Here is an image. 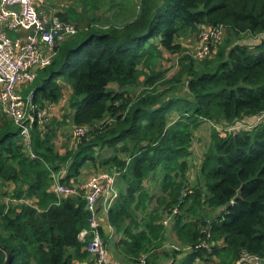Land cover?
<instances>
[{
    "label": "trees",
    "instance_id": "16d2710c",
    "mask_svg": "<svg viewBox=\"0 0 264 264\" xmlns=\"http://www.w3.org/2000/svg\"><path fill=\"white\" fill-rule=\"evenodd\" d=\"M133 8L134 19L123 26L90 20L78 28L22 93L46 109L64 97L60 81L69 84L74 112L68 118L75 128L93 127L88 137L76 136L61 152V119L37 121L32 158L0 104V198L10 182V199L25 200L0 204V264L5 250L8 264H94L89 237H79L89 228L87 191L60 199L53 191V174L66 169L60 181L72 185L87 163L119 173L108 222L121 236L115 243L125 257L120 261L140 263L147 255L143 264H157L167 216L177 243L189 247L181 264H256L244 256L264 258V0H134ZM203 28L219 38H210V53L200 58L180 40ZM248 36L259 40L249 44ZM165 52L179 55L172 75L158 68ZM131 86L143 89L131 96ZM180 88L186 93L174 94ZM205 120L214 124L211 142L192 184L193 136ZM178 253L174 248L167 255Z\"/></svg>",
    "mask_w": 264,
    "mask_h": 264
},
{
    "label": "built area",
    "instance_id": "2783aa9c",
    "mask_svg": "<svg viewBox=\"0 0 264 264\" xmlns=\"http://www.w3.org/2000/svg\"><path fill=\"white\" fill-rule=\"evenodd\" d=\"M36 0H0V104L5 115L20 129L22 140L28 146L32 158L36 157L31 147V126L37 121H48V109L40 107L32 100V94L23 96L22 86L33 83L38 70L49 66L56 54L57 48L64 41L75 35L78 29L60 22L57 13L39 11ZM61 23V24H60ZM17 32L14 37L10 32ZM203 42L197 48L198 57L210 53V38L218 39L219 34L209 29L202 33ZM97 125H95L96 127ZM93 129L91 126H77L75 136L88 137ZM119 173L101 172L92 175L82 186L67 185L60 181V174H53L55 184L53 191L58 198L78 194L86 190L87 208L90 211L89 228L83 229L81 239L89 237L87 250L94 257V264H143L147 255H143L140 263H124L114 260L110 252L109 239L114 235V228L108 234V240L103 236L101 214L108 215L110 207L119 196L116 179ZM23 202L15 198L7 202ZM165 220V224L167 225ZM189 250V247H187ZM250 257L256 264H262L264 258L253 255Z\"/></svg>",
    "mask_w": 264,
    "mask_h": 264
},
{
    "label": "rangeland",
    "instance_id": "374dc122",
    "mask_svg": "<svg viewBox=\"0 0 264 264\" xmlns=\"http://www.w3.org/2000/svg\"><path fill=\"white\" fill-rule=\"evenodd\" d=\"M39 2L37 4L38 10L43 11L46 13L50 12H56L63 13L60 17V22L74 25L77 29L82 28L86 26L89 22H83V23H76L73 22L77 18V20H91L92 22H95L100 25H106V24H115L117 26H123L126 22H129L134 19L135 17V10L133 8L134 0H36ZM139 2V0H135ZM40 7V9H39ZM48 11V12H47ZM86 17V18H85ZM61 24V23H60ZM80 30L77 31L79 33ZM204 32V28L199 33H190L186 37H183L180 41L182 42L183 46H185L188 50V53L195 55L197 48L201 43L203 42V36L202 33ZM11 33L18 34L17 32L13 31L10 32L9 35H12ZM77 33L73 36H76ZM72 36V37H73ZM226 36V35H225ZM71 38V37H70ZM68 40V39H67ZM259 38L248 36L245 39V42L249 44H253L255 42H258ZM178 58L179 55L169 54L167 52L164 53V57L161 58L158 68L160 69H168L167 75H172L176 69H178ZM143 79V78H142ZM60 83L63 84L64 87V97L61 99V101L57 105H52L50 110L48 109L47 112V118L48 121L53 119L55 116L57 118H60L62 121V125L60 126V129L58 130V137L56 139V146L60 151H64L66 149V145L73 146L75 144V125L72 123V120L68 118V115L72 116V113L74 112V109L70 107L69 104V98L72 93V88L69 84L60 81ZM111 87L117 88L116 84H110ZM34 86V83H28L22 86L23 91H27L31 89ZM183 88V87H181ZM180 88V90L174 94L177 95H183L186 92L183 91ZM143 87L141 86H135V87H128L126 90L129 91L131 96H137ZM171 95H174L173 92H170ZM67 115V118L65 116ZM176 114L174 113L173 118L175 119ZM244 123V122H242ZM247 124V123H245ZM214 124L209 121L205 120L203 121L193 136V143H192V155L189 158L190 159V171L188 178L190 179V182L193 184L196 180L198 173H199V167L203 160V157L208 150V147L211 142V132ZM246 127L244 124H237L236 129H242ZM223 135L225 133L223 132ZM105 155H109L110 150L105 149L103 151ZM103 154V155H104ZM90 164V165H89ZM115 170H112L110 172H113ZM99 172H109L105 166L96 165L95 167L91 165V163H87L84 168L81 171V175L79 176V182H73L72 185L82 187L87 180L94 174ZM109 172V173H110ZM114 173V172H113ZM150 187L152 189V193L159 195L160 194V188L158 185V182H152L150 184ZM14 189L13 183H7L3 186V191H7L8 194L3 197V195L0 198V204L2 201H8L11 200L10 196L12 195ZM24 202V201H23ZM29 202V201H26ZM150 210H152L154 207H156L155 199L150 204ZM178 212V209L175 210ZM141 216L144 215V213H140ZM165 220L167 221V235H166V246H164V249L166 251L172 252V250L179 249V253L183 254H177L175 256H169V264H181L183 261V258L188 253V249L184 247L182 244L177 243L173 237L175 235V231L173 229V221L172 217L167 216ZM164 220V221H165ZM174 241V242H173ZM165 250L157 251L156 254H158V257L156 260L160 257V253H163ZM111 252V249H110ZM195 264H205L203 261H196Z\"/></svg>",
    "mask_w": 264,
    "mask_h": 264
},
{
    "label": "crops",
    "instance_id": "0c3cea01",
    "mask_svg": "<svg viewBox=\"0 0 264 264\" xmlns=\"http://www.w3.org/2000/svg\"><path fill=\"white\" fill-rule=\"evenodd\" d=\"M86 18V17H85ZM87 21H90V20H77V18L75 19V21L73 22H76V23H83V22H87ZM108 25V24H106ZM60 151V150H59ZM65 151V150H64ZM63 152V151H61ZM66 172V169L62 171V173L64 174ZM61 173V175H62ZM116 185L117 187L119 186V184H117L116 182ZM119 189V188H118ZM101 219H102V227H103V230L105 231L106 234H109L111 232V226L108 222V215H106L103 210H102V214H101ZM168 234V233H167ZM175 235V234H173ZM121 238L120 234L117 233L116 231H114V235L113 237L109 240V244H110V249H111V255H112V258L114 260H118L120 261V259L122 258H125L122 254H120L116 247H115V243H117L119 241V239ZM173 239L177 242L176 240V236L173 237ZM174 242V241H173ZM161 250H165L164 247L163 249ZM159 250V251H161ZM167 252H170V251H164L163 253H160V257L157 259V264H169V256L167 255ZM183 254V253H180V255ZM174 258V257H173ZM79 264H88L86 261H83V262H80Z\"/></svg>",
    "mask_w": 264,
    "mask_h": 264
},
{
    "label": "water",
    "instance_id": "95a60500",
    "mask_svg": "<svg viewBox=\"0 0 264 264\" xmlns=\"http://www.w3.org/2000/svg\"><path fill=\"white\" fill-rule=\"evenodd\" d=\"M241 189H239V191H238V193H237V195L234 197V199H233V202H235L239 197H241ZM0 248H2V246L0 245ZM3 249V248H2ZM5 252H6V255H7V258H6V260H5V262H4V264H8V261H9V258H10V253H9V251H7V250H5Z\"/></svg>",
    "mask_w": 264,
    "mask_h": 264
}]
</instances>
